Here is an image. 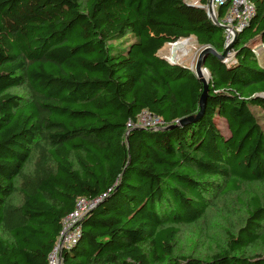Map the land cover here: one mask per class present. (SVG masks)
<instances>
[{"label": "trees", "instance_id": "trees-1", "mask_svg": "<svg viewBox=\"0 0 264 264\" xmlns=\"http://www.w3.org/2000/svg\"><path fill=\"white\" fill-rule=\"evenodd\" d=\"M251 1L236 63L206 59L204 115L165 130L198 113L203 84L159 52L190 38L225 51L205 9L0 0V264H50L63 221L98 199L64 264H264V130L252 111H264V0ZM144 111L165 126H129ZM214 212L231 222L205 236L207 255L176 254L184 229Z\"/></svg>", "mask_w": 264, "mask_h": 264}, {"label": "built area", "instance_id": "built-area-1", "mask_svg": "<svg viewBox=\"0 0 264 264\" xmlns=\"http://www.w3.org/2000/svg\"><path fill=\"white\" fill-rule=\"evenodd\" d=\"M211 2V4H210ZM207 11L208 17H213L219 23V27L225 31V49L231 45L234 40L249 26L254 18L256 7L251 0H209L206 5H200ZM213 21V20H212ZM253 52L257 53L261 45L250 46ZM236 54L233 50L229 53L224 63L228 66L234 65ZM129 126L140 129L160 130L165 126L161 118L149 113L142 112L135 123H129ZM100 200L87 201L79 200L75 210L63 221L58 243L49 256L50 264H64L61 260L62 251L74 245L80 235L79 222L96 206Z\"/></svg>", "mask_w": 264, "mask_h": 264}, {"label": "rangeland", "instance_id": "rangeland-1", "mask_svg": "<svg viewBox=\"0 0 264 264\" xmlns=\"http://www.w3.org/2000/svg\"><path fill=\"white\" fill-rule=\"evenodd\" d=\"M184 1L187 4H195V5L201 4L200 3L201 0H184ZM250 33H251V30L249 29L246 33L247 36ZM256 40H260V38L258 37ZM127 42H132V39L128 38ZM257 44L258 43H255V45ZM167 46L168 44L159 52V55L169 60L168 57L163 54V51L167 48ZM178 46L184 47V49L183 50L181 49L178 51L177 49ZM170 47L171 48L168 47V49L171 52V55L173 57L175 56L179 60L177 64L189 68L194 73L196 71L197 61L202 52L203 46H200L197 43L195 38H190L188 40H181L177 44H174L173 46H170ZM262 48L263 47L261 45V49ZM181 56L182 58L180 59ZM208 75H210L209 72H208ZM252 111L254 112L256 117L259 119L262 125V128L264 130V111L260 108H255V107L252 108ZM216 123L220 131L223 133V135L225 137H228L230 134L227 130L226 122L223 119L217 118ZM212 214L214 216H213L211 223H209V226L188 228L186 230L184 229L183 234H181V236L178 238L175 244L176 254L180 256L193 255V256L202 257V258L207 255L210 247L208 246L206 242L205 236H207L209 231L211 232L214 230L224 233L228 229V226L231 222L230 218H227L228 216H220L218 212H214ZM217 216L219 218H217Z\"/></svg>", "mask_w": 264, "mask_h": 264}, {"label": "water", "instance_id": "water-1", "mask_svg": "<svg viewBox=\"0 0 264 264\" xmlns=\"http://www.w3.org/2000/svg\"><path fill=\"white\" fill-rule=\"evenodd\" d=\"M210 4H211V2H210ZM210 14L212 16V20H213L214 24H216V26H219V23L216 21V19L212 15L211 9H210ZM236 41H237V38L234 40V42L231 45H229L225 49V51L222 54L218 53L216 50H214L211 47H203L202 48V52H201V54L199 56V59L197 61L196 71L194 72L195 76L203 84V92H202V94L200 96V99H199V111H198L197 114H195L193 116H189L187 118H184V119L180 120L174 126L166 127L165 130H170V129H173L174 127H178V126L179 127H184V126L190 125V124L198 121L204 115V112H205V109H206V106H207V100H208V97H209V90H210V87H209L210 80L209 79L205 80L203 78V75H202V72H201L202 70H205L206 59L208 58V56H213L214 58H216L220 62L224 63V61L228 57L229 53L234 49ZM252 45H253V43H250V44H248L247 47L250 48V46H252ZM169 62L171 64H177V63H174V62H171V61H169ZM259 97L264 99V94L259 95Z\"/></svg>", "mask_w": 264, "mask_h": 264}, {"label": "bare ground", "instance_id": "bare-ground-1", "mask_svg": "<svg viewBox=\"0 0 264 264\" xmlns=\"http://www.w3.org/2000/svg\"><path fill=\"white\" fill-rule=\"evenodd\" d=\"M175 44H177V43H175ZM173 45H174V44H170V45H168L167 48L163 51V54H164L165 56H167L168 59H169L171 62L178 63L179 60H178L175 56L173 57V56L171 55V52H170L169 49H168V47L173 46ZM179 45H180V43H179ZM170 48H171V47H170ZM177 49H178V51L181 50V49L183 50L184 47L178 46ZM182 56H183V55H182ZM182 56L180 57V59L182 58ZM201 72H202L203 78H204L205 80H208V79H209L208 72H207L206 70H202Z\"/></svg>", "mask_w": 264, "mask_h": 264}, {"label": "clouds", "instance_id": "clouds-1", "mask_svg": "<svg viewBox=\"0 0 264 264\" xmlns=\"http://www.w3.org/2000/svg\"><path fill=\"white\" fill-rule=\"evenodd\" d=\"M201 5V4H200ZM200 5H195L196 7H201ZM194 6V5H193ZM202 8V7H201ZM251 43H253V42H251ZM168 45H170V44H168Z\"/></svg>", "mask_w": 264, "mask_h": 264}, {"label": "crops", "instance_id": "crops-1", "mask_svg": "<svg viewBox=\"0 0 264 264\" xmlns=\"http://www.w3.org/2000/svg\"><path fill=\"white\" fill-rule=\"evenodd\" d=\"M189 5H194L195 6V4H189ZM170 48V47H169Z\"/></svg>", "mask_w": 264, "mask_h": 264}]
</instances>
